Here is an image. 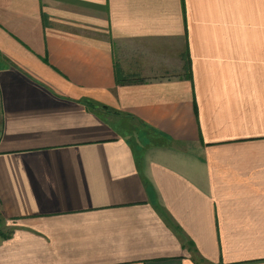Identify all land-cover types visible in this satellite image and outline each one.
Here are the masks:
<instances>
[{"label": "crops", "instance_id": "0c3cea01", "mask_svg": "<svg viewBox=\"0 0 264 264\" xmlns=\"http://www.w3.org/2000/svg\"><path fill=\"white\" fill-rule=\"evenodd\" d=\"M0 223V264H264V0H0Z\"/></svg>", "mask_w": 264, "mask_h": 264}, {"label": "trees", "instance_id": "16d2710c", "mask_svg": "<svg viewBox=\"0 0 264 264\" xmlns=\"http://www.w3.org/2000/svg\"><path fill=\"white\" fill-rule=\"evenodd\" d=\"M144 79L140 77H136V75H124L120 79H118V84H129V83H138L143 82Z\"/></svg>", "mask_w": 264, "mask_h": 264}, {"label": "rangeland", "instance_id": "374dc122", "mask_svg": "<svg viewBox=\"0 0 264 264\" xmlns=\"http://www.w3.org/2000/svg\"><path fill=\"white\" fill-rule=\"evenodd\" d=\"M132 124H133L132 129H135L138 132H140L141 130H143V128H140L139 125H136L134 123H132ZM128 126H129V124H128ZM144 131H146V130L144 129ZM150 140L152 141V143H158L159 138H158V136H153V137H150ZM148 146H154V145L149 144ZM0 229H2V230L4 229V228L1 227V223H0Z\"/></svg>", "mask_w": 264, "mask_h": 264}]
</instances>
